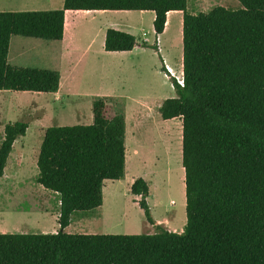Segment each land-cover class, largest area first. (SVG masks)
I'll list each match as a JSON object with an SVG mask.
<instances>
[{
  "label": "trees",
  "instance_id": "1",
  "mask_svg": "<svg viewBox=\"0 0 264 264\" xmlns=\"http://www.w3.org/2000/svg\"><path fill=\"white\" fill-rule=\"evenodd\" d=\"M237 1L238 9L196 14L187 0H63L58 9L0 11V91L44 93L58 90L59 71L10 64L12 35L59 41L67 9L149 10L157 37L167 12L182 11L183 85L169 76L175 97L158 111L164 120L181 118L186 213L182 232L160 225L138 234L65 231L75 212L102 205L105 180L124 175V115L109 116L99 98L90 124L49 126L40 143L36 181L59 196L58 229L0 233V264H264V0ZM136 44L133 34L106 29V51ZM27 127L4 125L0 177ZM130 192L155 224L147 182L136 178Z\"/></svg>",
  "mask_w": 264,
  "mask_h": 264
},
{
  "label": "rangeland",
  "instance_id": "2",
  "mask_svg": "<svg viewBox=\"0 0 264 264\" xmlns=\"http://www.w3.org/2000/svg\"><path fill=\"white\" fill-rule=\"evenodd\" d=\"M58 1L52 0L46 7L60 8ZM12 2L0 0V11L40 7ZM219 5L233 10L241 7L237 0H187L188 12L193 14L207 12ZM77 21L74 46L82 50L89 44L90 48L84 52L81 62L70 67H66V59L61 63L58 59L59 41L11 36L10 64L58 70L61 89L70 85V95L81 93L83 97H69L61 92L52 95L49 92L0 91V141L6 123L23 121L28 124L25 134L13 143L4 174L0 177V233H40L58 229L59 196L36 181L40 143L49 126L90 124L92 103L99 97L107 103L109 116L123 112L128 116L124 175L118 180H105L103 204L75 212L66 232L138 234L154 232L157 225L182 232L186 213L181 118L162 120L158 111L163 99L175 97L163 58L172 74L182 76L179 25L159 37L157 50V38L155 41L148 15L79 14ZM116 23L119 26L113 28L136 37L137 44L132 50L109 52L104 49L105 30L101 32V29ZM142 38L146 45L141 44ZM47 47L51 54L49 58L46 57ZM81 53L74 51L71 56L80 58ZM138 106L145 109V117L139 126L141 142L133 141L130 133L132 115ZM138 177L149 186L146 201L155 224L146 220L137 202L140 197L130 192L131 182Z\"/></svg>",
  "mask_w": 264,
  "mask_h": 264
},
{
  "label": "crops",
  "instance_id": "3",
  "mask_svg": "<svg viewBox=\"0 0 264 264\" xmlns=\"http://www.w3.org/2000/svg\"><path fill=\"white\" fill-rule=\"evenodd\" d=\"M10 1H14V2H12V4H17L18 2H20L19 4H21V5H23L25 3H29L31 6H40V7H31V8H33L32 10H52V9H55V8H59V7H54V6L46 7V6H50V4H51L50 2L52 0H10ZM62 3H63V0H59L58 3H57V4H60V8L62 6ZM187 10H188V8H187ZM9 11H17V10H9ZM97 13H102V14H104V13H138V14H141V15H148L151 23L153 22V19H154V12L153 11H149V10H71V9L65 10V12H64L63 37H62L61 40H59V42L61 43V47H60V52H59L58 59H59L60 63L64 62V60L66 59L67 63H68L66 67H70V66L74 65V64H76V62H81L84 52H87L88 49L90 48L89 44L82 50L81 49L79 50L78 48H75V46H74L75 45V40L74 39L76 37V29H77V26H78L77 16L79 14L88 15V14H97ZM108 24H114V23H108ZM117 25H118V23H116L115 25H105L106 27L104 29H101V32H103L105 30L104 31V37H105V32H106L107 28H113V27H115ZM178 25H179V29H180L179 31H180V37H181V42H182V11L175 10V11L167 12L166 22H165V27H164L163 32L161 34H159L157 37L155 36V41H156V38H157V46H158V42H159V40H158L159 37L162 34L164 35L165 32L167 30H169L170 28H174V27H176ZM152 27H153V25H152ZM142 39L145 40L144 38H142ZM103 43H104V39H103ZM103 46H104V44H103ZM158 49H159V46H158ZM49 51L50 50H48V47H47V50H46V57L47 58L51 57V54H49ZM74 51H82L81 57L80 58H72L71 54L74 53ZM109 52H113V51H109ZM161 57L163 58V56H161ZM56 58H57V56H56ZM7 60H8V54H7ZM69 60H71V61L69 62ZM163 60H164L165 65L169 66L164 58H163ZM181 72H182V50H181ZM167 78L169 79L168 76H167ZM61 86H62V83H61V75H60L59 88H58V90L56 92L52 93V95L53 94L57 95L58 93L61 92V93H64L65 95H68L69 97L82 96L81 93H80L81 95L79 93H75L76 95H70V93H68V92H70V85H68L65 90H62ZM171 88L173 89L172 84H171ZM107 96H109V95H107ZM99 98H102V97H99ZM119 98L120 97H116L115 99H119ZM160 104H159V106H160ZM123 114H124V120H125V135H126V139H127V128H128L127 127V117L128 116H127V113H125V112H123ZM144 117H145V109L142 108V106L136 107L135 108V112L132 115L133 126H132V130L130 132L131 133V138H134L133 141L141 142V140L139 139L140 138L139 137V126H140V123H141V119L144 118ZM92 118H93V115H92ZM162 120H164V119H162ZM166 120H168V119H166ZM124 143H125V137H124ZM131 184H132V182H131ZM81 221L83 223V220H81ZM68 226L65 228V231L68 228Z\"/></svg>",
  "mask_w": 264,
  "mask_h": 264
},
{
  "label": "built area",
  "instance_id": "4",
  "mask_svg": "<svg viewBox=\"0 0 264 264\" xmlns=\"http://www.w3.org/2000/svg\"><path fill=\"white\" fill-rule=\"evenodd\" d=\"M166 70H167V72L169 73V75H167L168 77L169 76H172V77H174L175 78V80H176V82L179 84V85H183V76H177V75H174V74H172V72H171V70H170V67L169 66H167L166 65Z\"/></svg>",
  "mask_w": 264,
  "mask_h": 264
}]
</instances>
